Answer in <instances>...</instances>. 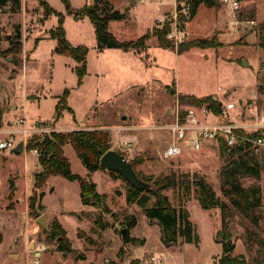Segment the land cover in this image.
Listing matches in <instances>:
<instances>
[{"label":"rangeland","instance_id":"obj_1","mask_svg":"<svg viewBox=\"0 0 264 264\" xmlns=\"http://www.w3.org/2000/svg\"><path fill=\"white\" fill-rule=\"evenodd\" d=\"M36 1L37 4L34 0H24L25 5H21V10L15 14L10 13L9 8L0 10L3 36L0 40V142L7 138L5 130L7 131L22 115L32 123L40 119L45 121L47 126L55 125V99L68 89L70 104L75 109L76 116L65 112L61 119L63 125L73 127L77 123L86 126L87 130L107 132L111 150L123 155L130 163L133 162L136 171L143 178L153 177L155 181L160 176L171 173H197L211 185L225 207L205 210L200 207L196 194L192 193L183 201V206L196 226L200 243L187 244L183 238H179L176 245L168 248L163 244L158 223L150 222L138 205L127 204V182L118 174L109 172L119 186L114 187L109 180L101 181V190L109 194L106 198L108 213L105 214L93 206V212L87 213L80 202L78 182H71L62 176L52 177V182L57 187L55 193H50L51 189L48 190L43 200L47 216L73 211L80 213V219L89 222L87 224L75 217L64 216L66 236L73 241L77 250L72 249L73 252L69 254L71 257L65 258L66 254L57 250L58 242L48 239L44 232L46 230L37 223V219L29 210V216L35 221L38 230L27 236L28 239L25 238L24 247L18 252L21 254L20 259L16 255V245L9 246V242H12L10 234L5 233L4 249L1 248L3 234L0 230V264H25L28 252L32 260L34 255L31 252L42 246L45 251L40 264H107L106 261H109V264H158L156 260L161 261L160 264H220L219 260L225 255L224 246L228 241H231L228 245L233 246L231 257H243L248 264H257L256 260L264 264V172L259 178H241L245 189L256 187L262 192V207L255 212L260 216L259 226L255 227L223 194L222 171L228 161L222 157L219 146L205 143L198 152L184 149L178 157H164L172 140L171 132L166 127L174 122V112L180 97L214 96L225 103L250 100L249 102L255 101L259 111L264 113V49L257 46L259 26L264 23V0H250V6L243 8V16L255 20L257 26L240 35L228 32L227 19L222 11V32L214 31V20L220 17V11H210L204 6H201L195 18L187 23V33L191 40L186 43L193 38L224 34L221 39L224 50L193 48L179 55L172 49L158 48V39L152 37L153 40H148L147 45H157L150 49L153 57L161 62V67L155 65L153 57L148 62L150 66L146 68L142 61L135 67H128L117 57L106 56L104 61L113 70L103 82L94 76L99 64L97 57L100 56L94 25L88 16H68L64 24L67 40L73 46H85L89 49V76L84 87L79 90L74 71L77 63L70 56L59 54L55 40L48 38L40 41L38 48H35L34 41L31 40V31L35 30L33 35L39 39L58 26L56 16L44 23L46 14L42 0ZM171 1L165 0V3ZM84 2L85 0H73L75 4ZM244 2L246 4V0H243V6ZM49 3L56 9L59 5H64L62 0H49ZM103 4L101 2L100 7H103ZM40 7L43 10V21L38 18ZM25 25L28 32L23 37L21 29L23 26L25 28ZM112 28L121 41H135L143 34L139 31L140 26L133 20L114 21ZM17 29L22 37L19 48L9 43ZM236 40H246L247 44L242 42V45H239ZM30 50H33L32 56ZM229 50L234 61H220L219 56L223 53L226 56ZM244 61L248 66L243 64ZM33 95L42 98L40 106L30 101ZM44 97H47L48 101H44ZM180 103L181 106H186ZM29 123L28 127L32 125ZM128 139H132L133 144L130 147L123 146V142ZM11 155V150L0 152V210L16 206L11 195L5 198L13 188V182L17 184L18 192L22 193L25 163L22 158ZM72 155V171L77 174L82 166L76 165V161L80 160ZM260 156H264V149L258 154V157ZM35 160L37 161L35 157L31 159ZM94 179L100 181L99 174H96ZM164 194L169 197L173 206L179 207L177 191L167 190ZM100 215L101 225L97 226L94 221ZM41 216L45 217L42 211ZM133 217L137 221L135 227L129 223ZM46 221L49 229L54 220ZM16 226L19 227V223ZM128 226V234L137 242L123 241L122 231ZM219 231L225 233L227 239L224 236L217 238ZM17 236L15 234L14 239ZM259 241L263 242L262 250L259 248ZM129 247L132 250H129ZM134 253V258L139 260H132L131 255ZM78 256L80 257L76 261Z\"/></svg>","mask_w":264,"mask_h":264},{"label":"trees","instance_id":"obj_2","mask_svg":"<svg viewBox=\"0 0 264 264\" xmlns=\"http://www.w3.org/2000/svg\"><path fill=\"white\" fill-rule=\"evenodd\" d=\"M62 2L69 15L74 14L76 17H89L91 23L95 27L97 50L99 52L106 49H118L125 52H143L147 50V41L152 37L158 39L159 47L163 49H172L179 55L193 48L216 49L222 46L219 42L218 35H214L210 38L193 40L175 47V45L167 39V34L169 32L168 26L162 30L154 28L136 41H120L109 31V24L113 21L125 20L126 15L121 14L119 11H114L108 2L94 0V7L92 10L85 8L76 13L71 9L69 0H62ZM101 2L104 3L103 7H100ZM177 2L179 4L187 2L190 5L191 12L189 21L195 18L201 6L207 9L219 8L217 0H177ZM21 5L22 0H0V10L9 8L12 14L18 13L21 10ZM42 6L44 7L46 17L51 15L58 17V26L55 30L50 31V38L57 42L59 54L68 53L70 57L78 63L74 71L77 76V85L80 87L87 74V56L89 49L85 46L74 47L71 45L66 39L64 15L51 9L44 0H42ZM259 28L260 35L257 45L264 49V23L261 24ZM15 32V36H12L9 43L11 46L19 48L21 46L22 37L18 29ZM2 37V30L0 27V40ZM242 42V40H239L237 44L240 45ZM18 50L19 49H17V51ZM69 94V90H65L63 95L58 98L55 110V121H58L65 111L73 114V110L67 104ZM179 100L183 103L189 102L188 104L190 105L209 106L213 111H218L220 107V103L216 102L213 97H180ZM42 126H45V124L42 123ZM253 137L257 138L258 135L255 134ZM66 145H71L82 164L88 170L89 176L99 170H103L100 167V159L106 152L111 150L109 134L104 131L75 130L69 133L53 131L42 137L33 136L27 145V151L39 150V161L42 166V171L35 175V187L38 189L43 188L48 178L51 176H62L71 182L76 181L80 184V197L83 205L93 206L102 214L108 213L106 196L100 195L97 192L94 183L72 172L71 165L63 151ZM219 148L222 157L228 161L222 171L224 176V181H222L223 194L245 218L249 219L255 227H258L260 216L256 215L255 212L262 207V192L256 187L245 189L242 185L241 178H259L264 172V156L258 157V155L249 153L242 147L229 149L222 141L220 142ZM132 165L135 169V164L133 162ZM111 174L115 173L111 172ZM137 174L141 180L151 184V189L148 191H140L127 183V204L138 205L150 222L158 223L162 231L163 244L168 248L172 245H176L179 238H183L187 244L198 245L200 243L196 226L190 220V213L183 206V201L189 198L192 193L196 194L200 207L205 210L225 207L211 185L205 178L197 173L192 175L171 173L166 176H160L155 179V181L153 177L143 178L138 172ZM120 178L122 177L120 176ZM167 190L178 192L180 200L179 207L173 206L169 197L164 194ZM41 198H43V194L38 197H32L30 200L31 215L36 219L40 217L41 211L43 210L40 204ZM101 221L102 216L100 215L94 222L99 226L101 225ZM129 223L132 227H135L137 221L133 217L130 219ZM127 230L129 231V226ZM44 232L47 234L50 241L56 240L58 242V251L64 254H71L73 252L71 242L66 236V231L57 219H54L49 229ZM223 236L227 239L225 233L219 231L216 237L221 238ZM123 241L125 243L137 242V240L131 238L129 234ZM248 248L250 249V245H248ZM259 248L260 250L263 248L262 241H259ZM232 250V245L225 244V255L220 258V264H248L243 257H231L230 253ZM256 263L263 264L257 260Z\"/></svg>","mask_w":264,"mask_h":264},{"label":"crops","instance_id":"obj_3","mask_svg":"<svg viewBox=\"0 0 264 264\" xmlns=\"http://www.w3.org/2000/svg\"><path fill=\"white\" fill-rule=\"evenodd\" d=\"M44 1L49 5V7L51 9L55 10L57 13H60V14L64 15V24H66L68 16H75L74 14L73 15H69L67 13L65 5H63L62 7H61V5H59V7L56 9L52 5H50L49 0H44ZM103 1L104 2H108L110 7L114 11H119L121 14H125L126 15V19L123 20V21H127V20L132 21L133 20V22L138 24V26H140V30L139 31L141 33H143L141 37L145 36L148 32H150L151 30L156 28V23H157V20L159 18L163 17L164 15L173 14L174 11H175V5H176V2H177L176 0H172L174 2L171 1L168 4L165 3L164 5L158 7V6H155V5L150 4V3H148V4L140 3V2H142L144 0H103ZM34 2H36V4H37L36 0H34ZM69 2H70V5H71V9L74 11V13H76L77 11H80L82 9L89 8L90 6L94 7V0H85V2L82 3V4H80V3H76L75 4V3H73V0H69ZM244 4H245V2H244ZM250 4H251L250 0H246L245 6H243V2H242V6L245 9H247L250 6ZM24 5H25L24 4V0H22V6H24ZM33 6H35V5H33ZM209 10L210 11H214V12H217L216 10H218V12L220 11L219 8H212V9H209ZM215 14L217 15V13H215ZM42 15H43V10L40 7V12H39V17L38 18L41 21L44 20ZM52 16H55V15H51L49 17H46L44 23L47 22L50 18H52ZM219 16H220L219 18L216 17V19L214 20L213 30L214 31H218V32H222V28H221L222 25L221 24L223 23V16H222L221 11L219 12ZM85 18H82V19L84 20ZM26 22H27V19H25V23ZM113 22H110V24H109V31L117 38L116 34L112 30L113 29L112 28V23ZM261 24H263V23H261ZM188 25L189 24H187V26H186V30L188 28ZM21 31H22V36L23 37L27 35L28 31H27L26 25H25V28H24V26L22 27ZM50 31H52V30H49L47 32L48 35L46 34V36L44 38L42 37V38H39V39L35 38L34 35H33L35 30L31 31V37H32L31 40L34 41L35 48L39 47V45L41 43L40 41H43V40H46V39L50 38L49 37L50 36V34H49ZM65 32H66V30H65ZM223 36H224V34H219L218 35L219 42L222 45L221 47L216 48V50H218V51L224 50V47H223L224 44H223V42L221 40ZM66 37H67V33H66ZM207 38H210V37H207ZM199 39L202 40V39H206V38H198V39H194L193 38L192 41L193 40H199ZM152 40L153 39L151 38L150 42ZM190 40H191V38H190ZM122 41H132V40H122ZM54 42H56V41H54ZM236 42H237V40H236ZM245 43L247 44L246 40L243 41L242 44H245ZM242 44H240V45H242ZM56 45H57V42H56ZM147 46H148L147 50L143 51V52H136V51L125 52V51L118 50V49H115V50L106 49V50H104L102 52H99L100 56L97 57V61L99 62V64H98V66L96 68V71L94 72V76L96 77L97 80H100L101 82L104 81V78L109 77V75H110V73L112 72L113 69L105 63L104 58L106 56H107V58L108 57H117V59L122 64H124V65H126L128 67H135L136 64H138L139 62L141 63V61H142L144 66L146 68H148V66H150L148 64V62L151 61V58L153 57V55L151 54V49L150 48L152 46H156L157 47V45L156 44H148ZM74 47H76V46H74ZM158 48H161V47H158ZM161 49H163V48H161ZM164 50H166V49H164ZM30 51H31L30 55L32 56L33 50H30ZM65 55L66 56H70L68 53L65 54ZM219 57H220V61H224V60L230 61V62L234 61V59L231 57L230 50H229V53L226 54V56H224V53H223V55L219 56ZM154 60H155L154 61L155 65L157 67H161V62H159L156 58H154ZM104 63H105V65H104ZM77 66H78V63H77ZM89 71H90L89 67L87 66V74H86V76L83 79L82 85L80 87L77 85L78 90L82 89L84 87L86 79L89 76ZM25 78H26V76H25ZM66 90H68V89H66ZM59 97H61V96H57L56 99H55V110H56V105L58 103V98ZM184 97H186V96H184ZM191 97H193V96H191ZM206 97H213L214 99L218 100L219 102H224L219 97H216V98L214 96H206ZM70 98H71V96L69 94V97L67 99V104L73 110V114L72 113L71 114L73 116H76L75 109L70 104ZM196 98H204V97H196ZM41 99H42L41 97H39L37 95H33V99L30 100V101L33 102V103L39 104V106H40ZM44 99H45L44 101H48L47 97H44ZM239 101H243V102L245 101L246 102V101H250V100H239ZM65 112H68V111H65ZM65 112H63L62 117L58 121H56V122L53 121V123L55 125H52V127L46 126V122L42 121L40 119L37 120V121H34L33 123H32L31 120L30 121L27 120V121H28V123L29 122L32 123V125L30 127L36 125L38 122H41V123L45 124V127L47 129L52 130V131H56V132H62V133H69V132H72V131H75V130H87L86 126H84L82 124L80 125V124L76 123L75 124L76 126H73V127H71V126L68 127V125H63L62 124L63 122L61 121V119L64 117V113ZM54 117H55V114H54ZM75 119L76 118H74V120ZM16 128L19 129V127H16ZM44 135L45 134H43V135H34V136H44ZM41 142H42V140H41ZM18 144L16 145V147L18 146ZM63 151H64V155L68 159V161H69V163L71 165V169H72L73 163L71 161V157L73 156L72 154H74L75 156H77V154L73 153L75 151L73 150L71 145H66L64 147ZM14 155L19 157V158H22L24 163H25V174H24V179H23L24 182L22 184V190H21L22 193L21 194L18 192L17 184L13 182V184H14L13 188L10 189L9 193L5 196V198H7V197H9L11 195V197L14 199L13 202H15L16 206H14V207L11 206L10 208H6L5 210H0V230H1L2 234H3V242H1V248H3V243H4V240H5V233H6V235L10 234L11 237H12V242L11 243L9 242V246H11V244H15L16 245V248H17L16 249L17 250L16 251V255L20 259L21 254L18 253V252H20L22 250V248L24 247L25 238L28 239L27 236H29L32 232H36L38 230V227H37L35 221H33L32 218L29 216L31 198L35 197L37 195L39 196V195L43 194V198L40 199V204L43 207V200L46 197V195L48 193V190L51 189L50 193H55L57 186L55 185V183L52 182V177H56V176H51V177L48 178V180H47V182H46V184H45V186L43 188H40V189L36 188L35 187V181H34L35 175L42 171V166L40 164V161H39L38 157L35 156L33 154V152H27L25 150H24L23 154H17V155L13 154L11 156H14ZM33 157H35L37 159V161L35 160L36 162L35 161H31V159ZM76 165H78V166L81 165L82 166L81 170L78 171L79 173L77 172V175L81 176L82 178H86L90 182L94 183L96 185L97 192L100 195H105L106 198H108L109 194H106L105 192H103V190H101V181L102 180L111 181L114 184V187L115 186H119V183H115V181L112 179L110 173L108 171H106V170H99V171H97V172H95V173H93V174H91L89 176L88 170L82 164L81 160L80 161H76ZM96 174H99V177H100L99 180L100 181H97L96 179H94V176ZM92 178L94 180H92ZM115 184H117V185H115ZM79 189H80V193H81L80 184H79ZM80 193H79V197H80ZM80 202H81L82 207H84L88 211L87 213L93 212L94 209L92 208V206H85V205L82 204L81 197H80ZM89 210H91V211H89ZM42 213H43V215H45L47 220L57 219L60 222V224L62 225V227L64 228L65 231H66V229L64 227V221H65L64 220V216L65 215H69V216L75 217L80 222L83 221V222H85L87 224L89 223L87 220L79 218L81 216V215H79L80 213H74L73 211L61 212V213H59L57 215L56 214H52L50 216H47L45 207H43ZM23 220H24V223L22 224ZM18 223H19V227L16 226V224H18ZM19 231H20V233H19ZM66 233H67V231H66ZM15 234H17L18 236L15 237V239H14V235ZM76 238H77V236H76ZM13 239H14V241H13ZM68 239L71 242L72 249L77 250V248L73 244V241L70 238H68ZM126 245H129V244H126ZM5 250H2V251H5ZM129 250H132V248L129 247ZM135 254L136 253L131 255V256H133L132 260H139L137 258H134ZM35 256L40 258V259L42 258V254L41 255L35 254ZM64 257L68 259V258L71 257V255L66 254ZM78 257H80V256H78Z\"/></svg>","mask_w":264,"mask_h":264},{"label":"built area","instance_id":"obj_4","mask_svg":"<svg viewBox=\"0 0 264 264\" xmlns=\"http://www.w3.org/2000/svg\"><path fill=\"white\" fill-rule=\"evenodd\" d=\"M155 6H162L165 0H144ZM177 1V0H176ZM220 11L224 12L227 19V30L230 34L240 35L257 26L255 20L245 18L243 15L242 0H217ZM181 7V9H179ZM191 7L185 2H176L173 14L164 15L156 23L157 29L169 27L167 39L175 47L190 40L186 26L190 18ZM216 100V99H215ZM177 100L174 112V122L166 127L171 132L172 140L165 151L164 157L171 159L182 155L184 149L193 152L200 151L205 143H212L219 146L224 142L229 149L241 147L247 152L258 155L264 149V113L259 111V106L255 101H240L239 103H220L218 111H213L209 106H196ZM183 103V102H182ZM16 127H19L17 129ZM52 130L42 126L38 122L32 127H28V121L24 115L18 117L12 126L6 131L7 138L0 142V152L12 150L20 142L27 145L34 135L50 134ZM258 137L254 138L253 135ZM132 139L123 142V146L130 147ZM28 152V151H27ZM37 157L40 156L39 150H32ZM45 247L35 248L33 259L29 253L25 264H40V258L35 254H43ZM154 260V259H153ZM158 264L161 261L156 260ZM109 264V261H106Z\"/></svg>","mask_w":264,"mask_h":264},{"label":"water","instance_id":"obj_5","mask_svg":"<svg viewBox=\"0 0 264 264\" xmlns=\"http://www.w3.org/2000/svg\"><path fill=\"white\" fill-rule=\"evenodd\" d=\"M93 7L90 6L89 10H92ZM181 9V7H179ZM245 66H248L247 63L244 61L243 63ZM124 120V119H123ZM242 147V146H241ZM24 153V144L23 142H20L18 146L11 151V154H23ZM100 167L103 170H106L108 172H114L118 175H120L128 184H130L132 187H134L137 190L140 191H148L151 189V184H148L141 180L135 171L132 163L127 161V159L119 154L118 152L114 150H109L106 152L102 158L100 159ZM91 200V198H90ZM37 223L44 229L47 230L48 225L46 218L44 216H41L37 219ZM128 235V230L124 229L122 231V237L125 239ZM231 241H228V244H230ZM79 257L76 258L78 260Z\"/></svg>","mask_w":264,"mask_h":264}]
</instances>
